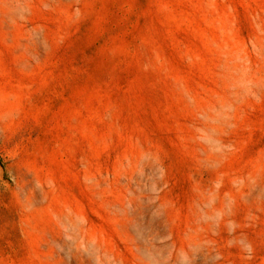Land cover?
Returning <instances> with one entry per match:
<instances>
[{
    "label": "rangeland",
    "instance_id": "1",
    "mask_svg": "<svg viewBox=\"0 0 264 264\" xmlns=\"http://www.w3.org/2000/svg\"><path fill=\"white\" fill-rule=\"evenodd\" d=\"M0 264H264V0H0Z\"/></svg>",
    "mask_w": 264,
    "mask_h": 264
}]
</instances>
